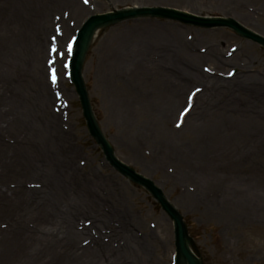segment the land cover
Returning a JSON list of instances; mask_svg holds the SVG:
<instances>
[{"label": "rangeland", "instance_id": "374dc122", "mask_svg": "<svg viewBox=\"0 0 264 264\" xmlns=\"http://www.w3.org/2000/svg\"><path fill=\"white\" fill-rule=\"evenodd\" d=\"M134 8L264 39V0H0V264H185L169 215L90 136L69 76L81 24ZM80 76L114 159L160 190L200 263L264 264V46L134 17L98 28Z\"/></svg>", "mask_w": 264, "mask_h": 264}, {"label": "water", "instance_id": "95a60500", "mask_svg": "<svg viewBox=\"0 0 264 264\" xmlns=\"http://www.w3.org/2000/svg\"><path fill=\"white\" fill-rule=\"evenodd\" d=\"M145 16L176 19L188 24L199 25L208 28L226 27L242 35L243 37L249 39L250 41L260 44L262 46H264V39L247 32L233 21H228L226 19H220V20L204 19V18L194 17L185 13H181L175 10L156 9V8L123 9L121 11H112L105 14L92 15L83 22L82 26L76 33L73 54L69 62V66H70L69 72H70L71 81L75 87L76 94L79 98L83 117L86 122L90 136H92L97 140V143L102 148L107 161L121 174L126 175L136 183L145 187L152 194V196L158 201V203H160L162 209L169 215L174 225L177 251L180 258L185 262V264H201L189 247L188 241L185 237L183 223L180 215L163 198L160 190L154 187L151 181L137 175L135 172L123 166L121 163H119L114 159L110 146L108 145L106 140L102 137V135L99 133L94 123L92 114L90 112V106L88 103L86 91L83 87L80 76L81 62L84 56V52L86 50V48L84 49V41L88 36V34H90L98 26H103L105 24H109L120 20H126L134 17H145Z\"/></svg>", "mask_w": 264, "mask_h": 264}, {"label": "bare ground", "instance_id": "6f19581e", "mask_svg": "<svg viewBox=\"0 0 264 264\" xmlns=\"http://www.w3.org/2000/svg\"><path fill=\"white\" fill-rule=\"evenodd\" d=\"M74 3V2H73ZM100 26H98V27H96L90 34H88V36L86 37V39H85V41H84V49L85 48H87L90 44H91V42L94 40V38H95V36H96V33H97V30H98V28H99ZM123 37V36H122ZM37 51H39V50H37ZM72 51V43H71V45H70V52ZM114 57V56H113ZM217 59V61H218V58H216ZM223 61V63H227L225 60H221L220 62H222ZM118 63V61H114L113 60V58L111 57L110 59H109V61H108V63H107V65L105 64V67H106V69H105V72L107 71V77L109 78V77H111V75H113V71H114V68L117 66L116 64ZM104 67V68H105ZM188 76H189V78H192V79H195V77H194V75L193 74H188ZM37 86H38V89L39 90H43V86H42V84H41V82L39 81V84L37 83ZM45 89H46V87H45ZM208 93V92H207ZM208 97H210L211 96V92L210 93H208V95H207ZM41 100H42V102H44L45 100L44 99H46V97H44V96H42L41 95ZM40 98H39V100H40ZM44 98V99H43ZM175 100L176 101H178L179 100V98L177 97V98H175ZM180 101V100H179ZM43 104H45V102L43 103ZM46 108V107H45ZM205 109H206V107H204L201 111H200V116H193V117H188V119L189 118H191V119H194L195 120V122L194 123H192V125H190L189 126V131L191 132L192 131V134H195V133H199L200 131H201V128H203L204 127V125H202V124H200V123H198V118H199V121H200V119L201 118H203L204 119V111H205ZM190 114V112L187 114V115H189ZM187 119V118H186ZM68 238L69 237H72V238H74V239H77L78 238V233L76 232H74V231H72L71 230V228H70V230L68 231Z\"/></svg>", "mask_w": 264, "mask_h": 264}, {"label": "trees", "instance_id": "16d2710c", "mask_svg": "<svg viewBox=\"0 0 264 264\" xmlns=\"http://www.w3.org/2000/svg\"><path fill=\"white\" fill-rule=\"evenodd\" d=\"M192 248H193V246H192Z\"/></svg>", "mask_w": 264, "mask_h": 264}]
</instances>
